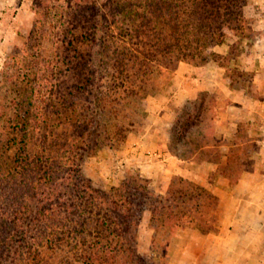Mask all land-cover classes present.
Returning a JSON list of instances; mask_svg holds the SVG:
<instances>
[{"label":"trees","instance_id":"trees-1","mask_svg":"<svg viewBox=\"0 0 264 264\" xmlns=\"http://www.w3.org/2000/svg\"><path fill=\"white\" fill-rule=\"evenodd\" d=\"M82 3L71 9L68 2L73 11L58 28L53 56L41 55L43 23L3 67L0 264H148L137 244L145 211L155 230L166 226L171 232L197 227L190 207L197 211L216 201L182 177L173 179L165 197L149 190L147 180L126 179L109 192L98 191L82 162L106 126L95 119L100 102L124 94L131 77L144 78L153 64L169 69L217 61L214 48L230 38L235 41L225 58H237L236 46L249 31L246 0ZM96 64L107 77L96 76ZM176 185L182 187L178 196Z\"/></svg>","mask_w":264,"mask_h":264},{"label":"rangeland","instance_id":"rangeland-1","mask_svg":"<svg viewBox=\"0 0 264 264\" xmlns=\"http://www.w3.org/2000/svg\"><path fill=\"white\" fill-rule=\"evenodd\" d=\"M82 1L85 0H0V80L6 59L22 49L35 25L40 28L45 23L43 30L39 29L44 35L41 40L42 58L53 56L58 28L62 21L67 20L65 13L73 11L74 4ZM68 2L71 9L67 7ZM244 16L249 31L236 46L238 57L241 54L256 56L264 53V48L254 44L264 32V0H246ZM234 41L230 38L216 46L214 52L221 58L208 64L220 68L223 65V79L230 78L233 87H242L246 94L257 100L259 96L252 84V72L239 68L238 57L232 60L225 58L229 45ZM179 65L194 67L184 62L170 64L169 69L153 64L144 71L147 73L144 78L135 80L131 77V82L123 90L124 94L112 95L111 99L100 102L95 119H103L102 124L106 123V126L99 130L97 148L87 154L82 162L83 173L96 190L109 192L126 179L133 182L147 180L149 190L165 197L173 179L180 177L171 174L172 166L186 164L170 158V155L187 161L189 155L204 145L219 144L213 142V135L217 132L215 109L219 107L216 93H204L197 100H184L178 108L173 106V92L179 85ZM93 70L99 79L107 77V74H103L106 72L102 66L96 64ZM97 89L103 94L106 92L101 82ZM216 149H202L196 158L200 162L205 160L217 164L216 172L207 177L209 181L215 178L220 185H232L240 180L243 170L253 169V160L243 157L247 152L245 148L231 149L228 159H221ZM181 188L174 186V195L178 196ZM196 207L193 204L190 209L198 226L173 228L171 232L166 226L155 230L151 214L144 212L137 229V244L138 254L145 263L234 264L237 259L250 261V256L247 257L248 253L243 250L248 252L253 248V259L258 258L254 263L264 264V238L240 236L228 241L220 239L217 234L221 230L222 210L217 199L215 202H205L197 211L194 210ZM236 229L240 235L247 231L254 233L258 229L264 230V221L240 222Z\"/></svg>","mask_w":264,"mask_h":264},{"label":"crops","instance_id":"crops-1","mask_svg":"<svg viewBox=\"0 0 264 264\" xmlns=\"http://www.w3.org/2000/svg\"><path fill=\"white\" fill-rule=\"evenodd\" d=\"M254 44L264 48V32ZM238 58L239 68L253 74L252 84L259 96L257 100L246 94L242 87H233L230 78L224 80L223 68L214 64L200 67L179 65V85L172 96L175 108L181 106L184 100L194 101L208 92L216 93L219 99L214 120L217 132L213 135V142L219 144L204 145L189 155L187 161H181L175 155L169 157L186 163L185 166L178 163L173 165L171 174L196 182L217 199L222 210L221 230L217 236L227 241L240 236L264 238V230L258 229L254 233L247 231L240 235L236 229L240 222L264 221V53L256 56L241 54ZM209 147L217 148L221 159L231 157V149L245 148L247 152L243 157L253 160V169L243 170L240 180L232 185H220L215 178L209 181L207 177L216 172L217 164L196 159L202 149ZM254 251L253 248L248 252L243 250L248 253L247 257L250 256V261L237 259L234 264H256L254 262L258 258L253 259Z\"/></svg>","mask_w":264,"mask_h":264}]
</instances>
